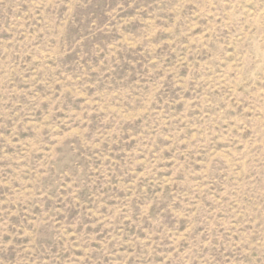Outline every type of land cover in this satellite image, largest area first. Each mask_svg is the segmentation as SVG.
Returning a JSON list of instances; mask_svg holds the SVG:
<instances>
[{
	"label": "rangeland",
	"instance_id": "obj_1",
	"mask_svg": "<svg viewBox=\"0 0 264 264\" xmlns=\"http://www.w3.org/2000/svg\"><path fill=\"white\" fill-rule=\"evenodd\" d=\"M0 264H264V0H0Z\"/></svg>",
	"mask_w": 264,
	"mask_h": 264
}]
</instances>
